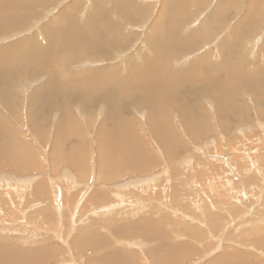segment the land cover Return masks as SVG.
Returning <instances> with one entry per match:
<instances>
[{"label": "rangeland", "instance_id": "obj_1", "mask_svg": "<svg viewBox=\"0 0 264 264\" xmlns=\"http://www.w3.org/2000/svg\"><path fill=\"white\" fill-rule=\"evenodd\" d=\"M103 1L106 5L101 9L94 7L100 4L93 0H47L45 5H23L26 10L32 8L33 11L23 20L22 13L14 14L16 10H9L8 7L7 12H12L8 21L19 25L11 31L10 28H0V52L31 35L43 42V28H62L60 20L66 16L64 12L68 14L62 19L64 25L71 16L75 17L74 21L80 28L89 26L90 21L95 20L104 26L107 34L102 35H114L111 39L113 43L106 50L104 46L97 47L100 51L104 50L98 51V57L103 59L101 62L78 60L68 68L71 73L108 68L114 71L113 77L119 81L130 82L128 79L136 72L149 79L154 73H157L156 78H175L179 81L178 96L191 103L192 110L188 112L194 115L187 113L183 116L179 111L182 105L180 99H177L180 102L165 107L178 138L177 148L168 156L167 148H163L158 140L157 128L151 126L155 116L151 120L150 105L147 102L135 105L138 96L135 100L130 97L141 93V90L135 87L123 90V96L119 98L120 105H124L122 113L133 118L136 125L133 130L140 134L156 164L148 170L142 162L134 172L126 169L119 180L95 181L97 146L109 134L98 135L99 126L106 123L105 130L111 124L109 105L103 97L110 88L106 91L101 86L92 94H87V97L92 96V102L86 98L83 105L81 99L66 94L68 99L64 103L67 104L49 107L47 101H43L44 105L40 101L47 97L46 85L51 79H56L54 70L46 69L31 75L27 74L28 71L24 74L20 72L12 82L7 83L5 92L8 91V94L0 93V121L4 122L0 124H8L20 134L30 145L33 160L24 169H16L10 157L8 160L0 159V204L8 209L7 213L0 208V236L16 239L19 247H56L57 252H53L45 264H85L86 255L98 254L105 248L100 245L101 249L93 247L88 252L76 242V230L87 223L84 221V218L87 221V216L84 215L93 200L90 194L100 191V197H107L102 202L107 206L115 205L116 208L111 210L117 212L108 217L106 213L95 215L100 219L99 224L103 225L98 224V234L110 241L111 248L120 247L135 253L139 264H154L151 246L155 238H147L143 234L147 226L142 218L146 217L150 221L147 225L164 234L159 241L165 239L174 247L189 246L184 247L185 253L178 255L174 264H217L211 259L226 250L249 252L253 254L251 257L264 261V244L261 248L256 242L258 239L264 242V222L260 218L264 211V0ZM116 1L122 5L121 9L116 6ZM0 3L2 8L4 2ZM7 31L11 33L6 35ZM22 60L19 57L13 66ZM49 66L51 68V64ZM209 75L216 77L215 81H224L227 86L220 93L221 99L229 102L228 109H224L222 101L215 103L214 95L207 91L212 82V78L208 79ZM2 81L0 77V90ZM77 85L73 86L77 88ZM70 93L74 91L70 90ZM62 109L68 110L79 128L76 133L72 131L62 136L61 144L64 145L60 148L67 150L72 145L85 144L91 159L88 178H79L80 169L72 166L67 159L61 163L53 162V156H50ZM189 117L202 124L198 137L193 135V126L184 122ZM59 135L62 134L57 137ZM240 144V152L246 153L243 158L255 162L256 180L243 179L246 167L241 171L238 169L243 164L251 166V162L246 164L241 158L236 159ZM217 156L222 159L216 160ZM229 166L233 169L230 173L227 171ZM211 176V184L218 186L214 193L212 190L205 191L202 186ZM11 185L20 191L6 196L2 189ZM141 186L142 192L139 190ZM98 199L97 196L96 202ZM86 200H90L89 204ZM40 209L51 211L49 220L52 222H44ZM16 211L21 212L20 216L13 215L14 220H11L12 214L19 213ZM210 212L221 218V225L215 230L207 222ZM75 214L83 215V220L78 222ZM132 224L140 231L129 229ZM192 231H195L194 234Z\"/></svg>", "mask_w": 264, "mask_h": 264}, {"label": "bare ground", "instance_id": "obj_2", "mask_svg": "<svg viewBox=\"0 0 264 264\" xmlns=\"http://www.w3.org/2000/svg\"><path fill=\"white\" fill-rule=\"evenodd\" d=\"M21 1H24V2L21 3ZM46 1L47 0H2L0 1V2H4L3 7L0 8V28L1 30L10 28V31H11V29L14 26L19 25V23L15 25L14 24L15 22L12 23L8 21L9 17L12 16V15L10 16L9 14L12 12L10 11L7 12L6 8L9 7L10 8L9 10H16V11H13L14 14L20 15L22 13V20H23L26 16L31 15L30 12H33L31 11L32 8L26 10L23 5H28V6L33 5L34 6L36 3L44 4L46 3ZM93 1L100 4L99 7L95 4L94 7L97 9H101L102 7L106 5L103 0H93ZM0 4L2 5V3ZM14 6L16 7L14 8ZM116 6H118V8L120 9L122 8V5L117 1H116ZM64 15L66 16L62 17L60 20L63 27L60 28L59 30L51 28V27L49 28V26H46L45 28H43L44 31H43V37L41 40L43 42L40 43L38 41L40 38L37 39L35 35H31V37L24 39L18 44L6 46V48L2 50V52H0V77L3 79L2 81L3 86H2V89L0 90V93L7 95L8 91L5 92V87L7 83L12 82L13 78L17 77L21 73L24 74L28 71L27 74L29 75L38 74L39 72L46 71V69H51V70L53 69L54 72L53 70L52 72L56 75V79H51V81L46 85L47 89L45 91L47 93V97L44 98L42 101H40L43 105H44L43 101L45 102L47 101L49 103V107L52 105L54 106L55 104H60L61 106H63L64 104H67V103H64L67 101L66 99H68V98H65L66 94L70 95V97L81 99V103L83 105L84 102L86 101L84 99L86 98H90L89 100L90 102H92V96L87 97L86 96L87 94H92L97 89H99V87L101 86L104 87L103 88L104 90H106L109 87L110 89L108 91L106 90L107 92H105L103 97L106 99L105 101H107V104L109 105L108 111L110 113L108 115H109L111 124L105 130H103V128H105L106 123H102L99 126L100 132H98V135H104L105 133H109V134L106 137V140L104 142L101 141V143H99V145L97 146V150H96L97 172L95 175V181L96 180L112 181L114 178L116 179L121 178L124 175V173H126V169L130 171V173L134 172L136 171L137 167L139 168V164L142 162L145 163L146 168L148 170L149 168L150 169L153 168V166H155L156 164L154 161V157L152 156V153L149 150V148L146 147V144L144 143L140 134H138V132L133 130V127L136 126L133 118L128 117L122 113L124 105H120L119 98H122L123 90H128L134 87L141 90V93L137 95H133L135 97L131 95L130 97L133 98V100H135L136 97L138 96V100L134 102L136 103L135 105L145 104V102H147L150 105L149 115H150L151 120H153L155 116V119L152 121L151 126L154 128H157L156 131L158 132V137H159L158 140L160 141L161 146L163 148H167L165 149L166 154L168 153V156H170L171 155L170 153L172 152V150L177 148L176 145L178 143V138L174 130V127L169 120L168 114L165 112V107L168 104L172 105V104L180 102L177 100V99H180L182 102V105L179 107V111H182L183 116L186 115L187 113H189L190 115H194V113L188 112L192 110V108H190V105H189L191 103H189V101L187 100L185 101L183 97L178 96L177 86H178L179 81L175 78H165V79H162L160 77L156 78L154 76H156L157 73H154L153 78L149 79V78L144 77V75L141 72H136L135 74L131 75L130 79H128L130 82H127V80L119 81L118 79L116 80L114 79L113 77L114 71L108 68L101 69V70L94 69L92 71L82 70L83 72L77 71L75 73H71V71L68 70V68L70 67L72 63L78 60L87 61L86 63L90 61H100L101 62L103 59L101 57H98L99 55L98 51L103 52L104 50L108 49L110 44L113 43L111 39L114 37V35H111V37L110 36L105 37L104 35H102V34H107L106 31L104 32L103 30L104 26L103 24L102 25L97 24L95 20H91L90 21L91 24L89 26L84 25L82 28H80L76 25L74 21L75 17L73 18V16H71L68 18L66 25H64V23L62 22V19L67 17L68 14L64 12ZM70 19L71 20L73 19V21H70ZM71 22L75 25H72ZM10 31H7L6 35L11 33ZM164 35L165 33L162 36ZM162 36L161 38L163 39ZM162 39L160 41H162ZM102 46H104L105 49L103 51H100V49L98 48ZM19 57H21L23 60L21 61L20 64H16L15 66H13L14 63H17ZM50 64H51V68L49 66ZM64 64L66 65L69 64V66L64 67L63 66ZM214 76L212 75L208 76V79L212 78V82L210 86L208 87L207 91L212 92V94L214 95L215 103L216 101H222L224 103L223 104L224 109H228L229 102H227L226 100H222L221 99L222 94L220 93V91L226 90L225 88H227V86H225L224 81H221V82L215 81V79L217 78L216 77L214 78ZM76 84H78L77 88L73 86ZM124 85L126 86L123 88ZM70 90L74 91V93H70ZM60 99H62V101ZM256 101L259 102L260 99L257 98ZM60 113L62 117L60 120H57V123H56L57 127H56V132H55V139L51 145L50 156L51 157L53 156L52 158L54 159L53 162L61 163L67 159L66 161L70 162L72 166H74L76 169H80L79 174H78L79 178H82V177L84 178L85 176L88 178L90 174L89 171L91 170V169L89 170L90 168L89 163L91 159L89 156L90 152L88 153V150L85 144L84 143H81L78 145L75 144V145L70 146V148H68L67 150L60 148V146L64 145V144H61L62 136L65 137V135L69 134L72 131L76 133L78 132V128H79V126L77 125V122L74 119H72L68 110L62 109ZM184 122H186L187 126H193L192 128L193 135L195 137H198L202 124L199 121H197V119L195 120L193 117H189L185 119ZM0 123L3 124L4 122L1 120ZM2 124H0V159L7 158L8 160L11 158L10 159L11 163L17 166L15 167L16 169L17 168L24 169V166H28V164L30 163V160L31 161L33 160V155H32L33 153L30 150V145L22 139L20 134L16 133L11 128H9L7 126L8 124L7 125L6 124L2 125ZM70 125H73V126L70 127ZM57 130H60V132H57ZM59 133L62 135H59L57 137ZM66 138L68 137L66 136ZM239 146L237 147L239 156H235L236 159L241 158L242 161L246 162V164L247 163L249 164L251 160L247 157H244L248 160L247 162V160L243 158L244 154L246 153L244 151L240 152V150H242L241 144ZM224 157L226 158L228 156H224ZM235 157H232V158L235 159ZM217 159H218V156L216 157V160ZM221 159L222 157L221 158L219 157L218 160H221ZM239 161L241 162V160ZM254 163L251 162L250 167L244 166L243 164L240 166V168H238L241 171L242 169H245L246 167L247 171L245 170L246 175L244 174L245 176L243 179L256 180L257 176L255 177V175L257 173L254 174L256 172V169H254L255 168ZM214 166L216 167L217 165H214ZM227 171L230 173L233 171V169L229 166L227 167ZM259 171L260 170H258V172ZM211 177H210L211 179L210 178L206 179V181H204V184H202V186L204 187L205 191L212 190V192L214 193V189L217 186V184L216 182H215L216 185L211 184L213 181V176ZM13 185L5 186V189H2V192H4L6 196H8L10 192H14L15 195L18 194L20 190H18ZM154 185L156 184H153V186ZM68 187H71V185H69ZM141 188L142 186L139 188V190ZM150 189L151 188L149 186L148 191H150ZM39 190L40 189H37V192H39ZM41 193L43 194V191H41ZM224 194H227V193H224ZM90 195H92L93 200L85 201L87 203L90 201V204L88 203L90 205V208L88 209V212L86 210L87 214L84 215V216H87V221L85 220L86 218H84V221L87 223H83L85 225L83 226L81 225L82 227H79L76 230V233H77L76 242L79 247L87 250L88 252H91V249H93V247L100 248V245L105 246V248L104 249L100 248L101 252L98 254L86 255L88 256V258L85 264H139L137 259L134 257V255H136L135 253H130L128 249L124 251L123 248L120 249V247L116 249L114 248L115 246L114 247L112 246L111 248L110 241L107 240L104 235L103 237L101 234L100 235L98 234L99 231L97 229V226L100 223L99 222L100 219H98L97 218L98 216L96 217L95 215H98V213H103L105 215L106 213V217H108L113 214H116L117 211L111 210V209H115L116 206L115 205L113 206L105 205L102 201L107 200V197L106 195H101L100 197V191L98 192L93 191ZM97 196L99 197L98 202H96ZM148 196H149V193H148ZM1 206L2 205L0 204V208L1 209L3 208V210H7L6 212L8 213V209L4 208L3 206L1 207ZM12 206L13 208H15L13 204ZM235 208L237 207L234 206V209ZM39 211H41V216L44 222L50 219L49 217L51 215L50 210L40 209ZM16 212H19V211H16ZM20 213L21 212H19L18 214L17 213L12 214L11 217L13 215L17 217ZM14 216H13V219L11 220H14ZM74 216L77 217L76 219L78 222L80 220H83L82 219L83 215L79 216L75 214ZM6 217L7 215H5V218ZM260 218L264 222V211L262 215L260 216ZM142 220L146 221L145 224L148 227V228L145 227V229L143 230V234L147 238H155L153 240L155 243L153 242V245L151 246V254L154 255L152 256L153 257L152 261L154 262V264H174L176 263L175 261L177 259V256L185 253L184 247L188 248L189 246H184V247L175 246L174 247L168 244L165 239L163 241H159V239L163 237L164 234L162 233L163 235H161L160 231H157L153 229L154 227L147 225V223L150 222L149 219H147V217L142 218ZM49 221L52 222V220H49ZM220 221H221V218L215 212H210L207 216V222H209L208 224L211 225L214 230L216 227H219L218 225H221L219 224ZM99 225L103 226L101 224ZM132 225L130 226L132 228H129V229L140 231L138 227H135L134 225L133 227ZM244 225H247V224L244 223ZM247 226L250 227L249 225ZM194 232L195 231H192L193 234ZM134 233L136 232L134 231ZM253 241H256V239H254ZM256 242H258V245L260 247L262 246V244H264L263 240H260V239H258ZM53 247L54 246H46V245H39V248H36V249L19 247L16 239L9 240L8 237L3 239L2 236H0V264H45L46 260L51 258V255L53 254V252H57L56 247L54 248ZM261 248H263V246ZM250 255H253V254H250L249 252H245V251H235V250L227 251L226 250L224 253L211 259V261L217 264H264L263 260H260L257 258L255 259L254 257H251ZM77 256H80V255H77ZM206 262L210 263L208 262V260ZM73 264H76V263H73Z\"/></svg>", "mask_w": 264, "mask_h": 264}]
</instances>
